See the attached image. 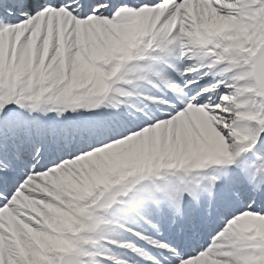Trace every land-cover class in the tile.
<instances>
[{
    "label": "snow or ice",
    "instance_id": "6c2138e0",
    "mask_svg": "<svg viewBox=\"0 0 264 264\" xmlns=\"http://www.w3.org/2000/svg\"><path fill=\"white\" fill-rule=\"evenodd\" d=\"M0 264H264V0H0Z\"/></svg>",
    "mask_w": 264,
    "mask_h": 264
}]
</instances>
